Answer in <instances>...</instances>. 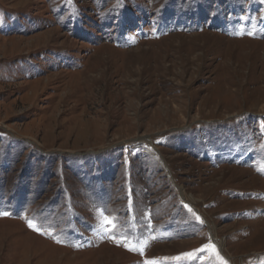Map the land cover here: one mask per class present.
Instances as JSON below:
<instances>
[{
    "label": "rangeland",
    "instance_id": "obj_1",
    "mask_svg": "<svg viewBox=\"0 0 264 264\" xmlns=\"http://www.w3.org/2000/svg\"><path fill=\"white\" fill-rule=\"evenodd\" d=\"M146 262L264 264V0H0V264Z\"/></svg>",
    "mask_w": 264,
    "mask_h": 264
},
{
    "label": "snow or ice",
    "instance_id": "obj_2",
    "mask_svg": "<svg viewBox=\"0 0 264 264\" xmlns=\"http://www.w3.org/2000/svg\"><path fill=\"white\" fill-rule=\"evenodd\" d=\"M4 215H7V213H3ZM29 227H32L34 228L35 230V226L29 222ZM206 248H212L213 251H215V247L213 245H206L204 248H201L199 251L203 252L204 250H206ZM130 251L134 250L133 248H129ZM183 258H187V259H190V260H195L197 259L195 253H185L183 254V256H178V257H173V259H183ZM146 264H150V262H146Z\"/></svg>",
    "mask_w": 264,
    "mask_h": 264
},
{
    "label": "bare ground",
    "instance_id": "obj_3",
    "mask_svg": "<svg viewBox=\"0 0 264 264\" xmlns=\"http://www.w3.org/2000/svg\"><path fill=\"white\" fill-rule=\"evenodd\" d=\"M185 198H187V197H185ZM187 200H188V198H187ZM190 200V199H189Z\"/></svg>",
    "mask_w": 264,
    "mask_h": 264
}]
</instances>
